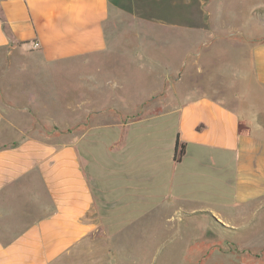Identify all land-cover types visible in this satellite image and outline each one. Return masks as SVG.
<instances>
[{
	"label": "rangeland",
	"instance_id": "rangeland-1",
	"mask_svg": "<svg viewBox=\"0 0 264 264\" xmlns=\"http://www.w3.org/2000/svg\"><path fill=\"white\" fill-rule=\"evenodd\" d=\"M124 1L129 11L116 24L115 38L88 63L70 60L57 72L19 60L21 71L13 76L3 67L10 58L0 59V86L8 92L0 96V109L26 137L55 148L75 147L86 176L96 179L91 185L104 190L111 203L107 224L119 233L88 235L63 264H264V198L233 200L228 176L221 178V207L197 192V185L179 189L193 191V202L185 203L194 208L191 215L173 213L178 187L169 181L151 188L162 196L160 209L146 204L139 211L136 198L142 190L139 146L156 144L165 151L172 135L164 124L189 93L207 95L221 88L223 58L226 73L244 69L238 65L264 38V0ZM184 52L194 57L179 56ZM11 79L26 89L12 86ZM226 84L231 91L237 88L233 79ZM30 96L31 104L24 103ZM122 154L129 173L117 179L112 157ZM96 204L101 207L99 199ZM91 217L105 225L103 217Z\"/></svg>",
	"mask_w": 264,
	"mask_h": 264
},
{
	"label": "crops",
	"instance_id": "crops-1",
	"mask_svg": "<svg viewBox=\"0 0 264 264\" xmlns=\"http://www.w3.org/2000/svg\"><path fill=\"white\" fill-rule=\"evenodd\" d=\"M129 6L124 0H0V59L7 56L11 61L3 66L4 71H21L19 60L33 61L41 71L57 72L70 60L88 63L115 38L116 24L124 20ZM189 53L179 56L194 57ZM210 54L207 57L214 56ZM245 56L246 61L238 65L244 69L238 73H226L223 58L221 88L207 95L186 96L173 120L163 126L172 135L165 151L156 144L141 143L139 211L147 205L161 208L162 196L151 188L167 181L178 187L173 213H194L185 204L193 202V191L179 192L188 184L197 185V192L221 207V178L224 182L226 176L233 200L264 198V38L255 41ZM198 63L194 60L193 67ZM226 77L236 81L234 91L229 90ZM12 80V86L26 89ZM0 89L1 97L8 96L6 88ZM23 98L26 104L34 99ZM23 110H19L21 117L26 107ZM12 120L0 109V264H63L66 254L88 235L119 233L118 227L107 224L111 203L105 200L106 192L96 185L93 188L76 148H55L26 137ZM16 136L20 139H13ZM176 136L185 145L179 162L173 160ZM112 159L114 175L123 179L129 173L127 157L122 154ZM98 199L101 207L96 204ZM95 214L104 218L105 225L91 219Z\"/></svg>",
	"mask_w": 264,
	"mask_h": 264
},
{
	"label": "trees",
	"instance_id": "trees-1",
	"mask_svg": "<svg viewBox=\"0 0 264 264\" xmlns=\"http://www.w3.org/2000/svg\"><path fill=\"white\" fill-rule=\"evenodd\" d=\"M184 151H185V145L183 143H180L178 137L176 136L175 144H174L173 160L175 162H179L184 154Z\"/></svg>",
	"mask_w": 264,
	"mask_h": 264
}]
</instances>
